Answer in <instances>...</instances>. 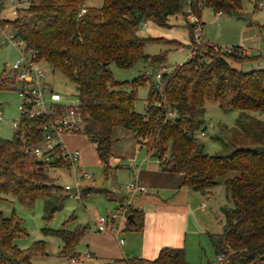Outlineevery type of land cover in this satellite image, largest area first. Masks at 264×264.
Instances as JSON below:
<instances>
[{
  "label": "trees",
  "instance_id": "trees-1",
  "mask_svg": "<svg viewBox=\"0 0 264 264\" xmlns=\"http://www.w3.org/2000/svg\"><path fill=\"white\" fill-rule=\"evenodd\" d=\"M243 1L103 0L102 7L95 8L86 7V0H28L10 22L15 37L25 42L37 63H46L75 84V98L84 119L83 135L95 144L106 175L113 169L115 128L132 132L140 149L158 160L164 171L181 174L183 186L194 192L211 194L220 185V178L236 174L224 181L233 207L221 210L223 231L208 233L221 264H264V121L242 113L230 138L226 142L219 138L225 154H207L198 135L208 131L203 116L209 104L226 113L264 114V68L250 72L237 68L260 58L245 55L240 47L222 49L205 44L196 49L197 24L188 19L194 16L201 20L206 8L242 18ZM84 7L87 12L81 14ZM179 14L185 18L195 45L192 56L163 75V86L150 82L146 75L117 81L112 65L124 70L140 61L164 65L166 54L145 53L146 45L164 40L141 37L139 30L148 23L170 28L169 19ZM16 79L15 74L0 76V91L14 89ZM149 82L146 111L139 114L135 111L138 92ZM49 120L22 116L13 139L0 137V198L12 196L28 211L45 200L46 223L63 208L65 198L58 196L62 188L57 186V178L29 149L42 143L43 127ZM104 191L83 189L81 199ZM124 205L121 203L117 211ZM131 216L126 228L143 231L144 212L134 208ZM67 224L43 232L59 238L61 257L74 263L78 257L73 255L87 227L69 229ZM28 236L21 219L0 214V264H36L35 257L48 255L44 241H36L28 249L16 244ZM129 264H187L186 252L183 248H163L153 261L139 258Z\"/></svg>",
  "mask_w": 264,
  "mask_h": 264
},
{
  "label": "rangeland",
  "instance_id": "rangeland-1",
  "mask_svg": "<svg viewBox=\"0 0 264 264\" xmlns=\"http://www.w3.org/2000/svg\"><path fill=\"white\" fill-rule=\"evenodd\" d=\"M243 2L242 18L228 17L229 15L221 14L216 15L212 9L206 8L203 11L201 19L204 25L198 19L193 21L189 17L188 21L196 23L197 28L202 30L200 37L196 38L198 46L196 49H199L200 46L204 47L205 44H211L222 49L243 46L252 50L253 57L260 56L256 61L237 66V68H242V70L250 72L264 68V10H256V6L260 2L259 0H244ZM85 5L86 7L100 8L103 5V0H86ZM10 8L11 1L8 0L5 2V11L9 12ZM249 24L251 27L247 28ZM169 25L170 28H162L148 23L146 25L143 24L139 30L141 37L164 40L161 43L148 44L145 48V53L151 56L166 54L164 65H151L145 61H140L135 67L128 70L120 69L112 65L111 70L117 81H132L135 78L146 75L150 78V82L156 83V75L158 73H170L178 66L184 64L192 56L195 45L192 44L190 31L183 15L172 16L169 19ZM258 27L262 31L258 30ZM2 38L3 36L0 35V40ZM169 42H178L181 45L176 46ZM23 50V48L15 47L13 43H8L6 46L0 48V76L6 75L11 77L14 74L13 64L22 58L20 51ZM162 66L165 67V71H162ZM40 67L46 72L47 80L56 92L63 95L67 100L76 99L77 91L75 84L70 82L60 72L53 71L46 63L41 64ZM150 82L138 92L135 111L139 114H144L146 111V100L149 94ZM161 86H163V83ZM20 87L21 85L17 83L14 89L0 91V137L3 139L11 140L14 138L16 124L22 118L20 107L22 106L23 100L19 95ZM242 113L246 116H252L264 121V114L262 113L242 111L226 113L215 104H209L207 106L203 120L207 127L209 125H213V127L208 129L206 136L201 137L200 133L198 135V141L205 146L207 154L219 155L227 153L223 150L224 147L219 138H222L225 142L230 138V131L237 127ZM126 135L127 130L122 128L114 129L113 137L115 143L112 150L114 153H117L116 155L122 153L120 155L124 156L121 159L118 156L113 157L111 163L113 169L107 175L99 161L95 144L90 139L88 141L90 145L89 157L91 162H95L96 164L85 168V171L92 175V179L83 182L82 188L94 187L105 190L103 193L90 194L87 198H83V202H81V198L68 197L64 189L67 185L74 187V177L68 176L69 173L66 170H60L58 172L56 183L57 186L62 188L58 196L64 197L65 201L63 208L49 223H46L44 220V216L46 215L45 200L38 201L34 209L28 211L12 196L0 198V214H3L7 218L15 216L21 219L28 231L29 236L26 239L16 242L20 248L28 249L36 241L46 242L48 255L35 257L34 262L36 264H74L70 259L61 257L62 241L57 237L45 235L43 229H61L66 222H68L67 227L69 229H74L77 226L87 227L88 225L95 224V219L107 217L108 213L119 210L120 201L127 196L129 197L126 186L134 179L130 177L127 168L131 163L130 161L136 166H139L141 162L137 158L135 160V157L132 156L135 152L132 155L130 154L135 147ZM136 151L138 156H140L139 159L147 156V152L144 149H136ZM114 167H117V169ZM235 175V173H229L224 178H220V185L212 189L211 194L205 197L204 202L207 204L209 210L207 213L200 212V216L197 219L199 221L204 220L207 223L205 228L207 230L202 232L200 240H196L189 245L192 249L190 253L192 264H207L208 262L211 264H221L207 233L219 234L223 231L225 217L222 212H217V210L224 207H233V202L225 190L224 181ZM108 191L111 194L107 199L106 196L109 193L106 192ZM138 198L136 197L134 199L132 205L134 208L137 207ZM121 213L119 212V216H121ZM204 215L207 217H204ZM72 217L76 220L72 221ZM87 249L80 241L76 253L73 256L76 259L79 255L84 256L88 253ZM201 259L203 262H201ZM76 264L92 263L82 260Z\"/></svg>",
  "mask_w": 264,
  "mask_h": 264
},
{
  "label": "crops",
  "instance_id": "crops-1",
  "mask_svg": "<svg viewBox=\"0 0 264 264\" xmlns=\"http://www.w3.org/2000/svg\"><path fill=\"white\" fill-rule=\"evenodd\" d=\"M215 14L220 15L218 13ZM199 22L202 23V20H199ZM250 27L251 25L249 24L247 28ZM257 29L260 30L259 27ZM237 47L242 48L244 54L252 56L251 49L243 46ZM80 135L65 134L64 142L68 149L81 152V164L85 168L94 166L96 163L91 162L89 157L90 145L88 141L90 140L87 136ZM126 136L129 137V141H132L135 147L130 154L132 155L135 152L132 156L135 157V160L137 158L141 162L135 170L131 169L130 165L133 163L130 161L131 163L127 168L130 177L138 179L147 189L146 194L137 196L139 198L137 207H135L145 214L144 229L141 232H136L125 227L121 237L116 238L109 232H99L96 224L88 225L87 232L81 239V243L88 248V253L84 256L79 255L78 261H89L92 264H129L130 260L139 258L153 261L163 248H183L186 252V263L192 264L190 260L192 249L189 245L196 240H200L202 232L207 230L205 229L207 223L204 220L199 221L197 219L200 216V212L207 213L209 210L204 202L206 196L185 188L183 186L184 178L181 174L164 171L160 162L149 154L145 158L139 159L140 156H138L136 149L140 148L136 144L133 133L127 131ZM116 154L113 152V156H118L119 159L124 156L120 155L122 153ZM68 176L70 175L68 174ZM106 193H109V191ZM110 194H107V199ZM84 198H87V196ZM127 200L128 196L121 200L119 204L125 203ZM81 202H83V198ZM204 205L206 208H203ZM221 210L222 208L217 210V212L221 213ZM204 217L207 216L204 215ZM120 239H123V244L120 243ZM87 255H90V257H87ZM201 262H203L202 259Z\"/></svg>",
  "mask_w": 264,
  "mask_h": 264
},
{
  "label": "built area",
  "instance_id": "built-area-1",
  "mask_svg": "<svg viewBox=\"0 0 264 264\" xmlns=\"http://www.w3.org/2000/svg\"><path fill=\"white\" fill-rule=\"evenodd\" d=\"M8 0H0V35L3 38L0 40V48L8 43H13L15 47L23 48L20 51L22 58L13 64V71L16 75L17 83L21 85L19 95L23 100L20 110L25 119H36L48 117L49 122L43 127V141L37 147L29 149L34 156L45 167L50 170L57 178L60 170H66L71 177H74V187L67 185L65 192L73 198L82 197V183L92 179V175L85 171V167L81 164V152L79 150H70L64 142L65 134H84V119L81 113L80 104L77 99L67 100L63 95L56 92L48 83L46 72L37 63L35 54L27 50L26 44L22 40H18L13 33V28L10 24L19 16V9L26 6L28 0H9L11 8L9 12L5 11V2ZM260 10H264V0L258 4ZM87 12L86 7L81 11V14ZM190 18L195 21L194 16ZM201 30L197 31V38L200 36ZM10 33V34H8ZM162 71L165 67L162 66ZM158 73L156 80L159 86L162 85L163 75ZM59 105H64L59 108ZM59 109V110H58ZM173 117L169 115V118ZM1 119V115H0ZM17 126V124H16ZM213 125H209L212 128ZM207 133H201V137ZM56 164L60 166L56 167ZM131 169H137L135 164L130 165ZM126 189L129 197L124 207L119 211H115L107 215V217L98 218L95 221L97 230L101 233L109 232L121 237V234L127 226L131 212L134 210L133 202L138 195L146 194V187L138 180L134 179L128 183ZM203 208H206L204 205ZM123 239L120 243L123 244ZM90 257V255H87ZM77 262V260H73Z\"/></svg>",
  "mask_w": 264,
  "mask_h": 264
},
{
  "label": "water",
  "instance_id": "water-1",
  "mask_svg": "<svg viewBox=\"0 0 264 264\" xmlns=\"http://www.w3.org/2000/svg\"><path fill=\"white\" fill-rule=\"evenodd\" d=\"M129 220H130V221L132 220V216L129 217Z\"/></svg>",
  "mask_w": 264,
  "mask_h": 264
}]
</instances>
